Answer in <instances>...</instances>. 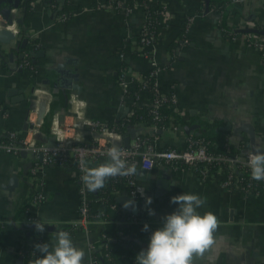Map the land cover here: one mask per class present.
<instances>
[{"label":"crops","instance_id":"0c3cea01","mask_svg":"<svg viewBox=\"0 0 264 264\" xmlns=\"http://www.w3.org/2000/svg\"><path fill=\"white\" fill-rule=\"evenodd\" d=\"M57 1L61 3L63 0ZM163 1L168 6L169 20L159 31L153 57L159 64L170 63L169 67L158 73V81L162 88L175 87L183 123L165 129H157L152 124H132L136 132L130 136L129 144L137 141L140 132H148L157 148L181 147L185 145L187 135L199 134L200 121L219 120L221 129L228 122L231 126L252 123L256 143L263 147L260 133L264 132V65L260 51L246 42L243 33L246 24H254L253 28L261 33L256 24L264 26V0H249L236 10L225 5L227 8L220 13L213 9L219 2L206 11L201 8L205 0ZM90 3L89 8L72 3L75 13L70 18L58 20L46 2L35 0L21 28L20 40L16 35L8 42L0 41V55L6 62L0 72V97L10 108L7 122L12 128H20L26 120L27 98L34 88H41L43 94L50 96L47 101L53 115L50 121L44 122L48 113L45 111L40 126L41 129L43 124L49 130L47 134L41 129L46 135L51 132L54 117L68 125L75 122V112H67L72 95L84 105L85 116L103 121L123 117L131 103L143 104L147 101L143 93L138 101L124 95L116 77L122 58L115 50L123 46L126 39L132 44L143 19V8L137 4L128 15L119 16L109 8L96 7L91 0ZM22 7L20 0L17 13L21 19ZM188 16L191 20L187 33L189 41L181 44L178 57L169 61L168 43L178 39L183 20ZM218 19L236 29L234 38L221 32ZM27 37L40 44L37 50L31 51L43 52L35 56L30 51L35 64L30 72L23 68L20 61V41L21 46L24 45ZM64 57L76 60V63L66 66L76 69L77 79L72 81L76 88H66L62 92L51 84L48 69ZM126 60L129 67L138 72L146 71L150 66L149 60L140 53ZM12 88L16 89L17 95L24 94V98L12 100L8 94ZM125 107L128 109L122 111L124 115H121V109ZM224 130L229 131V142L237 144L242 140L243 148L250 149L247 132L234 133L232 127ZM67 133L74 135L73 129ZM2 134L1 129L0 136ZM30 163L31 156L25 151L17 154L0 151V217L7 218L0 228V264H17L20 254L18 246L22 233L15 218L18 209L31 194L27 181ZM95 166L90 163V167ZM149 170V177L139 180L145 187L147 198H151L150 204L145 203L146 209L156 212L147 217L156 229L162 226L163 217L178 207L170 202L171 197L182 193L206 198V203L198 212L211 211L218 218L214 244L202 256L195 258V264H264V191L243 193L222 185L220 175L215 171L201 179L191 167L174 168L164 161L157 162ZM74 173L71 164L54 163L41 169L44 196L32 211L42 222L46 220L50 223L41 232L42 244H54V233L57 230L65 231L64 226L73 222L78 215V183L71 180L76 177ZM12 174H16L18 181L9 188L6 184ZM160 177L168 180V187L164 193L156 196V179ZM124 191L119 190L114 197ZM114 215L119 224L116 233L127 238L129 232L126 223L119 222L118 214ZM97 224L90 223L87 233L80 228L67 231L73 244L85 252L82 264H86L89 258L88 242L99 237L101 227ZM142 244H145L143 248H147L148 242L142 241ZM35 256L40 257L42 253L36 250Z\"/></svg>","mask_w":264,"mask_h":264},{"label":"built area","instance_id":"2783aa9c","mask_svg":"<svg viewBox=\"0 0 264 264\" xmlns=\"http://www.w3.org/2000/svg\"><path fill=\"white\" fill-rule=\"evenodd\" d=\"M82 1V2H80ZM71 0V3H78L81 8H89L91 6L90 0ZM92 4L96 7L109 8L112 11H118L119 9L128 15L132 9L137 5H144L143 3L135 2L133 6L129 7L125 5V0H91ZM150 3L155 4L154 0H148ZM162 1L161 9H158L167 20H169V11L167 4ZM249 0H229L227 7L234 9H240ZM222 6L217 4L213 6V9L217 10ZM18 7V6H17ZM17 7L13 10L11 9L10 17L12 19L11 23L8 22L7 18H4L0 13V29L7 28L11 30L14 35L18 36L20 40V33L23 31V23L16 21L19 18L17 13ZM23 8V7H22ZM143 8V7H142ZM55 17L58 20H64L65 16L62 14H57L56 9H52ZM205 10V4H204ZM209 10V7H208ZM188 21L186 23V29L188 30L190 24V16L187 17ZM218 26L221 20L218 19ZM167 24V22H166ZM165 24V25H166ZM164 25V26H165ZM226 26V24H224ZM254 24H246L245 33L246 42L252 44L258 48L260 51V57L264 65V35L256 31L253 28ZM155 26L150 25L148 22V14L144 11L143 19L140 24L138 31L134 34V39L132 41V46L138 50L140 54H143L150 63L149 68L146 71L138 72L131 69L129 66L120 65L118 68L117 81L123 87V93L126 95V91L131 90L136 92L132 99L138 101L141 93L145 92L152 98L147 100L143 104L152 106V113L154 125L155 120L159 119L158 106L164 102H169L174 110L179 111L177 104V95L174 86H170L165 89L162 88L158 81V73L166 68V64H159L153 57L155 51L157 34L153 30ZM228 28L227 36L234 38L237 34L235 28L226 26ZM249 28V29H247ZM252 29V30H251ZM27 36V34L25 33ZM157 37V38H156ZM137 39L139 42H137ZM180 40V39H177ZM188 42L187 38L180 40L181 44ZM138 43V44H137ZM179 47H176L173 52L178 54ZM169 52V61L174 60V53ZM23 53V52H22ZM24 55V53H23ZM122 55H120L121 57ZM21 65H23L21 63ZM6 66V62L1 58L0 55V72ZM140 80V86L136 88L135 83ZM137 80V81H136ZM131 83L134 85L131 86ZM41 88H34L32 95L27 98V116L26 120L20 128H12L8 124V117L10 115V108L7 103L3 102L0 97V123L4 126L2 128L3 134L0 136V151L10 152L17 154L21 151L27 152L31 156V163L29 167V172L27 174V181L31 186V194L29 197V212L28 219L33 221H38L36 214L33 213L32 208L36 206L43 198L42 191V175L41 169L48 164H71L74 166L75 176L78 178L80 185L78 187V215L76 219L70 223L72 228H80L86 233L90 223L97 222L100 225V229L103 228L105 218L103 216L105 210L101 209L99 211L91 210L88 206L87 201V188L82 182V170L79 161L84 159L89 165L92 159L98 156H107V150L114 144L118 146L123 153H126V159L129 163H135L138 169L140 168L151 169L157 162H169L174 168H184L182 164H187V167L193 168L198 174L199 178L204 179L208 176L210 166L215 165L213 171L220 175V182L222 185L230 188L242 190L243 193L264 191V180H260V185L257 180L252 179L250 169L247 166L248 154L251 152L250 149L246 150L244 153H237L234 155H228L225 153H215L210 151L207 147V143L204 137L199 134H189L185 138L184 146H173L165 148H157L153 145L151 140L142 139L135 141L132 144L124 145L123 138L124 134L117 130L109 128L107 123L100 119L89 118L85 116L83 111V104L80 99L72 95L69 97V106L67 112H75L76 118L72 125L64 124L62 119L54 117L51 124V132L49 135L43 133L40 129L41 122L45 111H49L48 101L50 96L43 94ZM48 97V98H47ZM34 113V116L31 114ZM131 111H126V114H130ZM55 116V115H54ZM172 119V116H170ZM173 128L176 125L170 127L169 125L163 126L161 129ZM73 129L74 135H69L67 131ZM54 135V139L51 144L48 143V137ZM264 144V132L260 133ZM264 147V146H263ZM108 158V157H107ZM242 174H247L250 181L245 183V186L240 187L239 182L243 178ZM115 181H119L121 184L120 189L111 188L113 194L117 193L119 190H125L124 193L129 194L134 198V205L137 208H141L145 214V218L142 219L144 222H149L147 219L149 215V210L146 209L145 201L147 198L146 190L142 182H140L137 176H116ZM252 180L256 183L253 184ZM34 183V184H33ZM239 190V191H240ZM110 208L115 209L114 204L108 205ZM155 214L156 212L153 211ZM153 215V214H152ZM35 216V217H34ZM151 216V215H149ZM119 222H128L130 220H135L134 214L126 218H119ZM101 231V230H100ZM99 231V237L95 241L88 242L89 247V258L86 264H102V260L92 252L98 245L101 237V232ZM41 234V232H38ZM42 235V234H41ZM43 237L39 238V243L42 244ZM21 252V250H19ZM36 254V249L34 250ZM101 255V254H100Z\"/></svg>","mask_w":264,"mask_h":264},{"label":"trees","instance_id":"16d2710c","mask_svg":"<svg viewBox=\"0 0 264 264\" xmlns=\"http://www.w3.org/2000/svg\"><path fill=\"white\" fill-rule=\"evenodd\" d=\"M35 0H21L23 4V13H22V20L23 24H25V20L29 12L31 11L33 2ZM43 2L47 3V6H49L51 9H56L57 14H62L65 16V19L70 18L75 13V8L73 7L71 0H63L61 3H59L57 0H41ZM155 4L150 3L148 0H125L126 6H133L135 2L143 3L144 5L143 10L148 14V22L149 26L153 25L155 28L153 29L155 31V34H159L160 29L168 22V20L160 13L158 12V9H161L162 1L161 0H154ZM205 2V1H204ZM216 2H219L222 6L217 8L216 12L220 13V11H224L229 3V0H209L208 7L210 8L212 4H215ZM202 10H204V4H201ZM229 8V7H228ZM228 10V9H227ZM236 10V9H234ZM116 14L119 16L125 15L120 9L118 11H115ZM188 21V18L186 17L183 20V23L181 25V30L178 34V39L188 38V30L186 29V23ZM219 22V21H218ZM222 33L226 34L228 32V28L223 23H219L218 26ZM257 29L262 33L264 32V26L261 25V23L256 24ZM156 37V38H157ZM28 40L25 42L24 45L21 46L20 41V49L24 53L22 56V59L20 60L23 64V68L30 72L32 69L35 68V64L31 60L30 51L31 50H37L40 47V44L32 39L31 37H27ZM180 40H172L168 43V51L173 52V50L176 47H180L181 43ZM137 42L138 39H137ZM138 44V43H137ZM116 53L119 55H122L121 58V64L122 66H129V63L127 62L126 58L135 56L139 52L136 48H134L130 40H125L124 45L118 47L116 50ZM174 53V52H173ZM178 54L174 53V58H177ZM170 63H166V67H169ZM142 72V71H139ZM118 71L116 73V77L118 76ZM140 78L135 83L136 88L140 86ZM126 94L134 97L136 95V92L128 90L126 91ZM147 100H150L152 97L150 95H147L145 92H143ZM142 95V93H141ZM129 111H131L130 114H126L123 117H119L118 119L114 120H106L105 122L109 126V128L119 131L120 133L124 134L127 130V127L130 124H139L142 123L144 125H151L154 124L152 121L153 113H152V106H149L147 104H137V103H131L129 105ZM158 113H159V119L155 120V124L157 125V129L163 128V126L169 125L170 127L174 125H182V116L181 111H176L174 108L169 104V102H164L158 106ZM53 109L50 108L48 113L45 116L44 122L47 120L50 121ZM170 116H172V119H170ZM201 125L199 128V135L204 137L207 147L210 151H213L215 153H225L228 155H234L237 153H244L246 151L245 148H243L242 140L238 141L237 144L229 142L228 141V130L221 129L219 126L221 122L219 120L217 121H200ZM3 124L0 123V130L3 128ZM41 129L45 131L47 134L49 133V130L45 128V126L42 124ZM151 135L148 132H140L137 135L138 140L142 139H148L150 140ZM107 162V156H98L90 163L99 165L101 163ZM90 167V164L88 165ZM182 166L185 168L187 167V164H182ZM215 169V165L210 166L209 173ZM29 171V168H28ZM243 178L239 182V186L243 187L245 186V183L250 181L247 174H242ZM71 180L77 181L78 187L80 185V182L77 177H72ZM252 183L255 184L256 182L252 180ZM260 185L261 182L257 181ZM34 184V183H33ZM121 184L119 181H115L114 177L110 178L106 181L105 187L102 189H99L98 191H89L87 190V201L88 206L91 210L99 211L101 209H104L105 212L103 214L105 218V222L103 225V228L101 229V237L98 242V245L93 250L92 254L97 255L101 260L102 264H136V255L143 249L141 242H149L150 235L152 231L156 230V228L151 225L149 222H144L142 219H144L146 216L143 213V210L141 208L138 209V211L134 214L135 220H130L126 223V227L128 229V237H121L116 233V227L119 225L117 220L114 218V213L118 214V217L120 218H126L130 215V212L127 210L120 208L118 203L115 200L113 192H111V188L113 189H120ZM240 190V188H239ZM242 191V190H240ZM254 192V191H252ZM29 200V199H28ZM25 201L21 207L18 209L16 214V220L18 223V229H20L22 235L20 236V243L18 246V249L21 250L19 256L17 257V264H30V261L35 259L33 254H35V245L39 243V238L42 236L41 234H38V231L35 230L34 224L32 223V219H28V210H29V202ZM114 204L116 206L115 209L111 210L108 209V205ZM35 217V216H34ZM37 217V216H36ZM38 218V217H37ZM39 219V218H38ZM7 220L6 217H0V228L3 227L5 224V221ZM42 222V221H41ZM148 225V229L142 230L144 225ZM46 227V225L44 226ZM75 228H72L70 224L67 226H64L65 231H73ZM18 250V251H19ZM101 254V255H100Z\"/></svg>","mask_w":264,"mask_h":264},{"label":"clouds","instance_id":"9594fccd","mask_svg":"<svg viewBox=\"0 0 264 264\" xmlns=\"http://www.w3.org/2000/svg\"><path fill=\"white\" fill-rule=\"evenodd\" d=\"M107 162L89 167L84 159L79 161L82 170V182L89 191H98L105 187L106 181L116 176H136L137 166L127 161L126 153L115 144L107 150ZM247 166L254 180H264V151L256 150L248 154ZM146 204L151 198H146ZM171 203L178 207L163 217L161 227L152 231L146 249L136 255V264H195V258L202 256L213 244L214 233L219 221L211 211L198 209L206 203V198L197 194L182 193L171 197ZM128 207V202L125 203ZM154 214L149 209V215ZM35 230L43 232L48 221H33ZM145 224L142 230H147ZM54 244H36L34 247L42 253L30 261V264H82L85 252L76 247L69 232L57 230Z\"/></svg>","mask_w":264,"mask_h":264},{"label":"water","instance_id":"95a60500","mask_svg":"<svg viewBox=\"0 0 264 264\" xmlns=\"http://www.w3.org/2000/svg\"><path fill=\"white\" fill-rule=\"evenodd\" d=\"M20 0H0V13L3 15L4 18L8 19V22L11 23L12 19L10 17V12L12 8H15L19 5ZM208 3L209 0H205V10H208ZM17 22L21 23L22 19L21 18H17L16 19ZM15 38L14 33L7 29V28H1L0 29V41L2 42H8L10 39ZM25 40V38L23 39V41ZM31 54L35 55V56H39L42 55L43 52L42 51H31ZM21 56H23V53L21 54ZM76 63V60L74 58L71 57H64L62 60H59L58 62H56V64H54L53 66H51L48 69V75L49 77H52V82L51 84L54 86L59 87V89L63 92L64 89L66 88H76L75 84H73V80L77 79V74H76V69L75 68H69L66 65L67 64H74ZM8 94L11 95L12 100H19V99H23L24 98V94H19L17 95L16 93V89L12 88L8 90ZM128 108L125 107L122 111H126ZM120 115V114H119ZM121 115H124V113L122 112ZM233 128L234 133H237L238 131H245L248 133L249 135V140H250V151H256V150H260V151H264V147L259 146L256 143V134H255V128L253 126L252 123L250 122H243L238 126H231L230 122H228L227 125H225L224 129H230ZM136 132V128L130 124L127 127V130L124 134V138H123V142L124 145H129V139L130 136H134ZM54 139V135H50L48 137V143L51 144L52 141ZM109 158H107L108 161ZM52 164V163H51ZM137 178L139 179H144V178H148L150 175V170L149 169H145V168H138L137 169ZM17 176L16 174H12L6 184L7 187L11 188L13 186H15L17 184ZM168 187V180L166 178H157L156 179V190H155V195L158 196L162 193H164L166 191ZM115 200L116 202H118L122 208H125L128 212L135 214L138 211L137 206L134 205V198L131 197L129 194L127 193H122L118 196H115ZM128 202V207H125V203ZM142 246L144 247L145 244H142ZM226 264V263H224ZM258 264V263H257ZM262 264V263H259Z\"/></svg>","mask_w":264,"mask_h":264}]
</instances>
